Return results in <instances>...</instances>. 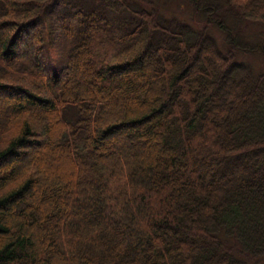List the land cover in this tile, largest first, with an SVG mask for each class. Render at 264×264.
Masks as SVG:
<instances>
[{"label": "trees", "instance_id": "trees-1", "mask_svg": "<svg viewBox=\"0 0 264 264\" xmlns=\"http://www.w3.org/2000/svg\"><path fill=\"white\" fill-rule=\"evenodd\" d=\"M171 2L0 0V264H264V0Z\"/></svg>", "mask_w": 264, "mask_h": 264}, {"label": "rangeland", "instance_id": "rangeland-1", "mask_svg": "<svg viewBox=\"0 0 264 264\" xmlns=\"http://www.w3.org/2000/svg\"><path fill=\"white\" fill-rule=\"evenodd\" d=\"M166 3H167V9H169L170 10V13L173 11V7L172 6H170L173 2H171V0H164ZM153 3H156L159 7H161L160 5L161 4H159V3H157V2H153ZM145 5V7H150L148 4L146 5V4H144ZM179 13V12H178ZM183 16H186V13L185 12H183Z\"/></svg>", "mask_w": 264, "mask_h": 264}]
</instances>
